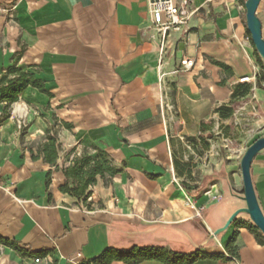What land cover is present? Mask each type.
<instances>
[{
	"label": "crops",
	"instance_id": "1",
	"mask_svg": "<svg viewBox=\"0 0 264 264\" xmlns=\"http://www.w3.org/2000/svg\"><path fill=\"white\" fill-rule=\"evenodd\" d=\"M245 1L191 0L186 32L165 36L161 56L146 0H0V87L19 70L46 91L28 85L15 101L0 99V236L19 249L0 244V264H77L134 245L204 255L192 264H264V245L238 225L249 216L227 225L245 208L247 147L233 160L215 147L203 163L188 160L190 140L208 141L220 125L264 127V68ZM255 15L264 40V0ZM183 59L192 68L173 73ZM242 87L221 119L217 109ZM47 134L59 145L53 163L40 152ZM99 151L120 172L97 176L84 201L60 192L62 169ZM250 175L264 215V150Z\"/></svg>",
	"mask_w": 264,
	"mask_h": 264
},
{
	"label": "trees",
	"instance_id": "2",
	"mask_svg": "<svg viewBox=\"0 0 264 264\" xmlns=\"http://www.w3.org/2000/svg\"><path fill=\"white\" fill-rule=\"evenodd\" d=\"M258 64L264 68L263 62L260 56L257 54ZM16 72V76L7 81L5 86L0 87V99H7L11 102L16 100L17 94L23 91L28 85L37 88L40 92H46L40 82L34 79L33 75L19 70H13ZM249 89L247 87L236 88L229 107L221 106L217 109L219 117L223 120L229 119L234 110L235 99L237 97L244 96ZM47 142L41 145L40 152L43 154V159L49 163H53L55 157L57 156V150L59 145L57 144L55 135L47 134ZM190 140V139H189ZM203 142V145L207 147L205 143V138H199ZM191 143L196 146V142ZM175 169H178V164L174 161ZM179 168L183 171L186 167H189V163L180 164ZM120 172V169H116L109 164L108 159L105 157L103 152H98L94 158L90 156H81L73 160L72 165L67 168L62 169V173L65 177L63 184L59 186V191L68 194L78 200H86L89 196L88 188L95 184L96 177H104L105 173L115 174ZM189 172V170H188ZM215 175H211L206 179L212 180ZM71 181V185L69 184ZM183 187L194 194H199L203 189V185H193L189 187L187 184L182 183ZM239 226L246 227L255 237L256 241L260 245H264V236L258 231V229L251 223H239ZM233 239L229 242L227 248L230 253L234 254V249L231 245ZM0 244L12 247L13 249L19 251L14 242H10L0 236ZM36 255L37 253H31ZM204 257L198 251H193L189 254L176 252L169 250L163 246H130L128 248H113L109 247L104 250L100 255L93 258L89 262H82L77 264H110L115 260H122L127 264H136L140 261L147 259H155L163 262L164 264H192L196 259Z\"/></svg>",
	"mask_w": 264,
	"mask_h": 264
},
{
	"label": "water",
	"instance_id": "3",
	"mask_svg": "<svg viewBox=\"0 0 264 264\" xmlns=\"http://www.w3.org/2000/svg\"><path fill=\"white\" fill-rule=\"evenodd\" d=\"M260 1L261 0H246L244 7L246 27L250 34L251 42L257 54L264 62V40L261 36L260 23L255 15ZM262 150H264V136L254 140L241 156L239 168L242 180V199L245 202V208L237 210L230 217L227 225L233 222L238 214L245 213L249 216L251 223L264 236V215L259 207L250 175L251 162Z\"/></svg>",
	"mask_w": 264,
	"mask_h": 264
},
{
	"label": "built area",
	"instance_id": "4",
	"mask_svg": "<svg viewBox=\"0 0 264 264\" xmlns=\"http://www.w3.org/2000/svg\"><path fill=\"white\" fill-rule=\"evenodd\" d=\"M191 0H146L149 10L151 22L156 32L161 33L160 55H164L163 41L165 36L172 32H186L190 17L194 13V9L190 8ZM193 66L192 60L183 59L179 63V67L173 71H189ZM164 75L161 74L159 81L163 83ZM239 83H249L251 78H240ZM165 109L172 110L171 106L165 105ZM35 263L40 260L35 259Z\"/></svg>",
	"mask_w": 264,
	"mask_h": 264
},
{
	"label": "rangeland",
	"instance_id": "5",
	"mask_svg": "<svg viewBox=\"0 0 264 264\" xmlns=\"http://www.w3.org/2000/svg\"><path fill=\"white\" fill-rule=\"evenodd\" d=\"M263 133L264 127H251L246 126L245 123H241V127L238 126V130H236V126L232 122H228L226 125H220L219 130H216L215 134L207 138L208 141H205L207 147L203 145L202 141H199V144H196V147L191 146L193 154L189 155L190 159L188 158V160H195L196 163H193L194 166L197 163H203V161L207 160L209 157L207 151H209L210 148L213 149V147H215L217 152L220 151L223 155H225L226 152V155L233 160L236 158L235 156L239 154L236 152L237 150L240 149V151H244L245 148L256 139V137ZM221 139H225V141H222ZM223 145H225V147H223ZM188 151L189 150H186V152ZM81 156L82 155H79L74 158H79ZM199 174L200 171H198V174L195 173V175Z\"/></svg>",
	"mask_w": 264,
	"mask_h": 264
}]
</instances>
